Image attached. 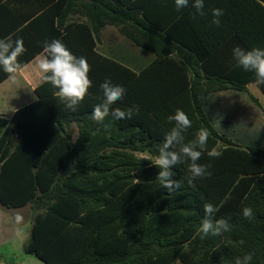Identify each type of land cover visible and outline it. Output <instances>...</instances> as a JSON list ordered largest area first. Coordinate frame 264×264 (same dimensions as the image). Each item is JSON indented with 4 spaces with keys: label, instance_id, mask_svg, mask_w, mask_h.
I'll return each mask as SVG.
<instances>
[{
    "label": "trees",
    "instance_id": "trees-1",
    "mask_svg": "<svg viewBox=\"0 0 264 264\" xmlns=\"http://www.w3.org/2000/svg\"><path fill=\"white\" fill-rule=\"evenodd\" d=\"M192 2L177 11L167 0L164 9L180 17L157 22L139 1H86V21L57 34L91 66L93 86L84 101L72 111L58 89L42 80L35 103L10 120L0 116V205L33 210L27 255L45 264H235L252 253L250 264H264V149L221 135L201 101L223 90L248 93L250 83L264 92V83L233 58L221 66L226 48H264V0H204L206 15L195 19ZM215 8L224 11L219 26L211 23ZM109 26L154 53L155 61L137 73L100 53L98 42ZM106 78L126 89L110 111L138 105L131 119H92ZM176 109L192 121L186 142L206 128L208 150L220 155L205 152L198 163L210 164L212 175L191 182L189 162L177 164L173 179L182 187L169 193L156 179L160 169L153 161ZM207 203L217 208L213 220H227L230 231L202 238L198 229ZM246 207L251 219L243 215Z\"/></svg>",
    "mask_w": 264,
    "mask_h": 264
},
{
    "label": "crops",
    "instance_id": "crops-1",
    "mask_svg": "<svg viewBox=\"0 0 264 264\" xmlns=\"http://www.w3.org/2000/svg\"><path fill=\"white\" fill-rule=\"evenodd\" d=\"M71 1L74 0H0V39L10 38L12 41L22 39L26 49L18 57L23 66L22 69L0 84L1 117L10 120L17 111L38 100L36 89L41 85L44 75L38 64L43 56L44 42L59 39L58 32H63V28L70 23L86 21L81 10H83L82 5L90 0H76L73 8H70ZM127 1H139L146 4V16L157 22L168 15H173V18L177 19L180 17L176 12L164 9L163 3L167 0ZM182 31L185 30L182 29ZM116 32L119 36H123L114 26L104 29L97 46L100 53L112 59L114 56L106 55L103 51L114 50V42L110 36ZM138 48L147 54L140 50L134 51L133 47L128 45L123 61H116L137 73L143 71L155 61L156 55ZM233 48L224 50L221 62L224 68L228 66L229 59L233 58ZM148 53H152L155 56L154 59L146 56ZM5 74L0 69V78ZM247 89L248 93L237 90L208 93L201 96V101L210 122L221 135L243 146L264 149V92L258 83L248 84ZM251 97L257 99L260 105H257ZM239 136H241V143H239ZM21 209H29L33 214L30 207ZM30 218H33L32 215Z\"/></svg>",
    "mask_w": 264,
    "mask_h": 264
},
{
    "label": "clouds",
    "instance_id": "clouds-1",
    "mask_svg": "<svg viewBox=\"0 0 264 264\" xmlns=\"http://www.w3.org/2000/svg\"><path fill=\"white\" fill-rule=\"evenodd\" d=\"M174 3L177 11L189 6V0H174ZM192 7L195 9V12L192 13L193 19L197 16L206 15L204 0H193ZM223 14L222 9H212L214 19L211 23L219 26V17ZM25 51L22 39L18 38L15 41L10 38L0 39V69L13 77L23 67L18 57ZM232 52L237 67L245 72L254 73L256 80L264 83V48L255 47L247 50L235 46ZM38 66L44 74L43 80L58 89L59 99L64 102L66 108L76 111L87 96L88 90L93 86V82L89 77L91 66L86 57H77L61 40L53 39L51 42H44L43 56L39 59ZM100 88L104 97L103 102L96 104L91 113L92 119L96 122L103 123L109 115L121 120L131 119L134 113H138V105H134L127 111L119 108L110 111L112 104L124 99L126 89L123 86L113 84L110 78H106L100 84ZM167 119L174 126L165 134L159 147V154L153 163L160 169L156 179L159 180L163 188L171 193L182 187L179 180L173 179L175 173L172 169L177 164L189 162L188 171L191 174L189 182L192 179L210 178L212 175L209 171L211 165L200 164L198 161L205 152L209 157L214 158L218 157L220 153L215 150H208L207 144L210 133L206 128H200L195 133V138L186 142L185 133L192 127V121L183 110L176 109L175 114L169 115ZM104 126L108 127V125ZM203 210L204 217L198 229L203 234L202 238L209 233L220 235L231 230L227 220L223 218L213 220V216L217 212L214 205L207 203L203 206ZM243 215L245 218L251 219L253 217L252 209L244 208ZM17 220L19 221L20 217H17ZM243 243L241 241V244ZM252 256V253H248L243 257H237L235 264H250Z\"/></svg>",
    "mask_w": 264,
    "mask_h": 264
},
{
    "label": "rangeland",
    "instance_id": "rangeland-1",
    "mask_svg": "<svg viewBox=\"0 0 264 264\" xmlns=\"http://www.w3.org/2000/svg\"><path fill=\"white\" fill-rule=\"evenodd\" d=\"M110 39L114 42V50L103 52L106 55L114 56L115 60L123 61L128 45L132 46L134 51L145 52L124 36H119L118 32L112 33ZM145 53L147 54V52ZM146 56L151 59L155 57L152 53H148ZM238 134L241 135V133ZM238 138L240 139L239 143H241V136ZM31 215L33 217L34 213L31 214L29 209L9 210L2 208L0 205V264H45L36 257L27 255L24 250V246L31 235L33 222V218H30ZM17 217H20L19 221ZM173 264H182V262L177 259Z\"/></svg>",
    "mask_w": 264,
    "mask_h": 264
}]
</instances>
